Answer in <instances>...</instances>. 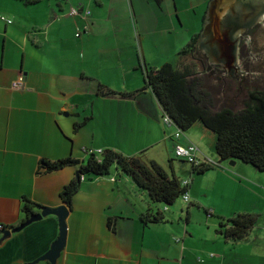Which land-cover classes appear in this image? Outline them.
Segmentation results:
<instances>
[{"label":"crops","instance_id":"0c3cea01","mask_svg":"<svg viewBox=\"0 0 264 264\" xmlns=\"http://www.w3.org/2000/svg\"><path fill=\"white\" fill-rule=\"evenodd\" d=\"M151 1L146 2L160 11L159 17H150L145 24V28L156 25L155 31L146 32L155 38L157 47L163 50L164 45H173L179 52L193 36L180 31L179 36L170 37L173 15L180 21L178 29L184 28L182 10L176 0H155L157 7ZM94 2L96 7L93 0H0V16L11 20L0 19V223L7 229L25 220L24 198L51 208L63 204L61 190L78 167L49 172L41 167L43 160H85L83 147L113 149L128 156L143 153L147 161L162 166L171 160L166 154L175 139L161 121L163 108L151 89L139 91L146 69L158 65L147 58L153 51L144 45L145 33L132 17V0H117L112 10H107L108 0ZM71 7L88 9L90 15L72 16ZM164 9L167 14L163 15ZM206 10L199 20L202 28ZM78 30L81 36L76 37ZM182 62L178 57L174 65L181 67ZM21 74L28 89L13 90L11 82ZM100 84L115 93L101 94ZM75 123L81 124L76 131ZM139 125L144 129L139 131ZM180 140L194 142L186 135L175 144ZM198 148L200 156L214 161ZM230 165L258 182L251 165ZM220 168L197 173L196 180L191 170L185 179L190 180L189 205L197 206L187 208L185 226L174 222V212L169 214L167 207L153 205L148 192L117 169V176L83 179L69 207L66 243L56 264H252L246 253L233 249L238 240L250 236L253 227L243 238L232 239L225 237L221 223L252 213L260 198L254 201L257 191L243 184L240 175ZM202 176L222 181L225 187L238 183L247 193L218 196L214 190L211 194L193 190L191 184L200 183ZM258 180L264 185V180ZM207 195L230 208L218 211L214 202L205 203ZM243 195L246 202L239 200ZM195 208H202L206 215L196 223L197 234L189 225ZM157 210L162 211V220H144ZM58 234L55 215L44 216L2 240L0 232V264H49L34 261L50 250Z\"/></svg>","mask_w":264,"mask_h":264},{"label":"trees","instance_id":"16d2710c","mask_svg":"<svg viewBox=\"0 0 264 264\" xmlns=\"http://www.w3.org/2000/svg\"><path fill=\"white\" fill-rule=\"evenodd\" d=\"M197 37L198 34L193 35L177 53L179 58L184 59L181 67L164 62L158 67L146 69L145 83L139 91L151 89L163 110L183 131L201 121L205 128L216 135L215 149L220 160H241L264 173V90H249L241 99V106L237 110L228 106L213 109L209 94L202 90L199 71L196 70L193 61L187 59L192 55ZM99 92L103 95L115 93L103 84L99 85ZM80 125L75 123L74 130L76 131ZM169 162L172 167V159ZM67 166H77L79 173L78 177L75 176L60 193L61 201L68 207L83 179L109 175L112 168L131 177L138 187L146 190L153 205L156 203L172 205L188 191V186L183 185L182 180L173 172L170 175L156 161H146L143 153L128 156L113 149H103L102 154H90L85 160L67 157L53 162L43 160L41 165L49 172ZM212 167L208 164L192 166V171L202 173ZM41 207L36 202L24 198L25 219L31 213L39 211ZM143 218L150 222H158L163 218L162 211L157 210ZM256 221L257 217L254 214H237L221 223L222 232L226 238L240 239L246 236Z\"/></svg>","mask_w":264,"mask_h":264},{"label":"rangeland","instance_id":"374dc122","mask_svg":"<svg viewBox=\"0 0 264 264\" xmlns=\"http://www.w3.org/2000/svg\"><path fill=\"white\" fill-rule=\"evenodd\" d=\"M117 0H108L107 4V10H112L116 7ZM147 0H132V4L134 8L132 7V17L135 19L136 24L140 30H142L145 33V37L147 39L143 40L144 45L148 44L150 50L153 51L152 55L150 56L147 53V58L152 59L156 65H161L164 62H170L172 64H177V58H178V51L176 50L175 46H167L164 45L163 50L160 47L156 46L155 38L152 37L150 34H148L146 31H149L150 33L152 30L155 31L156 25L151 28H145V24L149 21L150 17L157 16L159 17V11L158 5L155 3V0L153 2L155 3V6L157 9L155 10L154 4H147ZM151 3L152 1L149 0ZM171 1V0H166ZM174 0H172L173 2ZM177 1V7L178 9L182 10L181 13V20L183 21L184 28L178 29L180 24L179 19L177 18V15H173V21L174 25L173 28L170 30L173 34L172 37H176L175 33L178 34L180 31H184L185 33H190L191 35L199 34L201 32V23L200 19L203 15L204 11L206 10L208 0H176ZM165 2V1H164ZM92 6L96 7L95 2L93 0ZM126 8V5H124V9ZM135 9V11H134ZM168 10V16L169 11ZM130 9H127V12H129ZM165 11V9H164ZM134 14V16H133ZM164 14H167L165 11ZM261 20L263 21L259 25H254L251 29L247 28L242 33L241 36H246L249 38L248 43V50H247V42L245 38H240L238 41V68L242 72H247L244 76L241 77V80L239 82L238 78L228 77L225 75L226 71L223 69H216L215 67L218 65H211L208 66V57L202 56L201 59L203 60L202 64L198 63L194 66L196 70L199 71L198 77L201 80V86L202 90L206 91L211 99V106H213V109L218 110L221 109L224 106H228L234 110H237L240 108L241 99L245 97L246 93L251 89H260L264 90V13L261 14ZM159 23V22H158ZM161 25V24H157ZM158 33L161 32L160 26H157ZM246 32V33H245ZM200 35H198L197 40ZM165 37V36H163ZM157 39L162 40L160 37ZM174 40V38H173ZM196 40V43H197ZM171 42V40H170ZM181 50V49H180ZM179 50V51H180ZM163 53V54H161ZM194 54V53H193ZM190 55V56H193ZM243 57L251 58L250 62H247V65H243L242 59ZM189 60H193V58L189 57L187 58ZM190 62V61H189ZM150 66L149 64H147ZM150 68V67H148ZM221 75H224L221 78ZM140 126V125H139ZM165 126V125H164ZM165 128L169 131V134L172 133V131H175V128H168L165 126ZM136 129V128H135ZM139 131L144 129V126H140L137 128ZM134 134V132H132ZM193 134V135H192ZM129 135H131V132H129ZM190 136L192 137L193 141L200 147L202 150L210 156L212 159H214L215 163H220L217 166H214L216 168L225 167L226 171L234 172L237 175H240V180L245 184L248 188L255 189L257 192L254 193V201L257 202L260 198V205L257 204L256 208L252 209V213L257 217V221L254 224L253 228L250 231V236L245 239V241L238 240L235 244V247L233 251H236L238 253H246L248 258V261H252V264H264V230L262 227L264 226V185L261 184L260 180L258 178L264 180V173L258 171L254 167L250 166L251 170L255 173L257 176V183L253 180H250L249 178H246L242 176V174H239L236 170L233 169L232 165H230L231 160H220L215 149V143H216V135L209 129L205 128L203 123L201 121H198L195 123L191 128L184 130L183 136ZM182 140V139H181ZM180 140V141H181ZM183 143V141H181ZM158 149V148H156ZM154 150V149H152ZM151 151L150 153H152ZM167 157L169 156L172 160V168L175 176L180 178L181 180L185 181V179L189 178L192 173V166L189 162H187L185 159L176 158L175 156V140L174 143H172V151L166 154ZM143 158L145 159V156L143 155ZM159 161L162 162L164 158H158ZM162 159V160H161ZM168 159V158H167ZM146 160V159H145ZM147 161V160H146ZM169 160H165L164 166H162L170 175L172 174L169 163ZM240 164L239 166H242L244 164L241 160H236L235 163ZM247 164V163H245ZM160 165V164H159ZM222 169V168H220ZM225 171V170H224ZM110 174L117 176L118 172L115 170V168H112L110 170ZM198 174L192 173L193 179L195 180L198 178ZM190 181V180H189ZM224 182V181H223ZM191 184L192 189L196 190L198 192H205L208 194H211L214 190V192H217V195H223V194H231L234 195V193L239 192V195L243 194L246 195L245 188H242L241 185L238 183L234 184H228L226 187L222 183V181L212 180V179H206L204 176L201 177L200 183L197 181ZM223 184V185H222ZM217 188V189H212ZM234 187V188H233ZM237 189V190H236ZM225 190V192H224ZM191 191V189H190ZM138 193H141V191H137ZM144 194V193H143ZM145 195V194H144ZM240 196L239 200L242 198L245 200V196ZM142 195H139L138 201H140V197ZM207 200H205V203L209 204L210 202H214V206L219 211L220 209H223L224 211L226 208H230L225 202H220L219 199H215L212 196L207 195ZM216 197V196H215ZM249 197V196H248ZM204 204V203H203ZM205 205V204H204ZM160 206L162 208L167 207L169 209V214L174 212L172 215L174 218V222H180L181 226L187 225V208L190 207L193 208V206L197 207L195 204L189 205V202H185L183 197L180 196L174 204L172 205H166L164 203H160ZM245 207L247 208V205L245 203ZM199 208H195V210L192 213V218L190 222V229L196 234L199 231V228L197 227L196 223L202 222V220L206 217L205 211L200 208V210H197ZM249 263V262H248ZM250 264V263H249Z\"/></svg>","mask_w":264,"mask_h":264},{"label":"water","instance_id":"95a60500","mask_svg":"<svg viewBox=\"0 0 264 264\" xmlns=\"http://www.w3.org/2000/svg\"><path fill=\"white\" fill-rule=\"evenodd\" d=\"M250 0H210L209 5L207 7V12L208 16L206 19V24L203 25V28L206 26L208 27L209 31L212 32L214 40H217L218 42H223L227 43L230 42L232 47L237 45L238 47V41L240 38H245L247 42V50H248V43H249V38L246 36H241V33L247 29V28H252L254 25H259L263 21L261 20V14L264 13V0H253L251 4H249ZM242 4L244 7H241L240 12L238 14V18L231 17L229 20L235 22L236 21V28L230 27L232 24L230 23L229 20L226 21L225 26H228L226 28V37L224 36L222 30H221V20L223 19L224 15L232 8H234V4ZM249 4V5H247ZM246 5V6H245ZM262 10V12H261ZM246 33V32H245ZM200 41V36L197 40ZM196 43V44H197ZM237 43V44H236ZM231 47V48H232ZM206 57H208V63H210V66L216 63L215 65H218V63L221 64L219 60L220 57V50L218 49L217 46H213L211 49H205L203 48ZM232 49L227 48V53L231 54V62H229L226 65H231L233 63L234 65V59L235 56L232 54ZM237 63H238V56L236 57ZM238 65V64H237ZM236 67L233 66V69L235 68V73H231L230 69H224V65H218L215 68H220L226 71L225 75L228 77H233V78H238L239 82L241 80V77L247 74V72H242L239 70L238 66ZM243 74V75H241ZM224 75H221V78ZM235 160H231L230 164H233ZM78 172H76L75 176L78 177ZM69 214V207L63 203L57 207L51 208L47 206H42L40 209V212H35L31 213L28 218H26L23 222H21L18 226L14 228H6L4 231L1 232L2 237L1 240L4 239L5 237L9 236L12 232H17L24 228L25 226L29 225L30 223L37 221L41 219L44 216L47 215H55L58 218V227H59V234L57 239L53 242L51 245L50 250L38 258L36 261L40 260H46L49 262V264H56V260L59 257L61 251L64 249L65 243H66V232H67V225H66V218Z\"/></svg>","mask_w":264,"mask_h":264},{"label":"built area","instance_id":"2783aa9c","mask_svg":"<svg viewBox=\"0 0 264 264\" xmlns=\"http://www.w3.org/2000/svg\"><path fill=\"white\" fill-rule=\"evenodd\" d=\"M69 13L72 16H80L83 18H87L90 15V11L88 9H83L81 7H71ZM0 19L3 21H6L7 23L11 22L10 19H7L4 16H0ZM81 32L82 30H78L75 33V36L76 37L81 36ZM11 88L13 90L28 89L25 84L24 76L22 74L19 75L17 78H15L11 82ZM161 121L163 125H165L166 127L172 128V129L173 127L175 128V131H172L170 137H172L175 140H178L179 138L183 137L184 131L176 124L173 118L164 110L162 111ZM82 152L85 154V156H89L90 154L99 155L103 153V149L83 147ZM175 156L176 158L185 159L187 162L191 164V166H194V167H200L203 164H208L212 166L218 165V163H215L211 159L205 156H200V150L198 146L192 141H188L187 143H181L177 141L175 144ZM114 179L115 178L113 177L112 180L114 181ZM182 184L189 187L190 181L182 180ZM182 197L185 202H189L188 191L184 195H182ZM5 229L6 227L4 226V224L0 223V232L4 231Z\"/></svg>","mask_w":264,"mask_h":264},{"label":"flooded vegetation","instance_id":"af4514ba","mask_svg":"<svg viewBox=\"0 0 264 264\" xmlns=\"http://www.w3.org/2000/svg\"><path fill=\"white\" fill-rule=\"evenodd\" d=\"M239 1V0H238ZM249 2V1H248ZM253 2V0H250L249 4H251ZM247 4V5H249ZM209 5V4H208ZM234 8L230 9L223 17V19L221 20V30L223 32V34H225L224 36L226 37V35H228V33H226V28H228V26H225V23L227 20H229V18L231 19V17H234L235 18H238V16H240L238 14V12H240L241 10V7H244V5L242 4H239V3H235L234 5ZM246 6V5H245ZM264 9V8H263ZM208 10H206V15H205V24H206V19H207V16H208ZM262 12V10H261ZM230 21V20H229ZM230 23L232 24V26L230 27H233L234 25V28H236V21L233 22L232 20L230 21ZM204 24V25H205ZM226 27V28H225ZM200 35V41H198V43L195 45L194 49H193V56H189L190 58L192 57L193 58V63L195 64H202L203 60L201 59L202 56H205V52L203 50V48L205 49H211L213 46H217L218 49L220 50V57H219V60L218 62L220 61V63H218V65H224V69H230V72L231 73H235V68L233 69V66L236 67L237 65V60H236V57L238 56V47L237 45H235L234 47H232L231 43L230 42H227V43H223V42H218L217 40H214L213 38V35H212V32L209 31L208 27L206 26L205 28H202L201 32L198 34ZM237 44V43H236ZM232 54H234L235 56V59H234V65L233 63L231 65H226L228 64L229 62H231L232 60V56L231 54H228L227 53V48H230L232 49ZM251 61V58H247V57H243L242 59V64L244 65H247V62H250ZM216 63H214L213 65H215ZM208 66H210V63H207ZM238 66V65H237ZM216 69H220V68H216ZM243 75V74H241Z\"/></svg>","mask_w":264,"mask_h":264}]
</instances>
